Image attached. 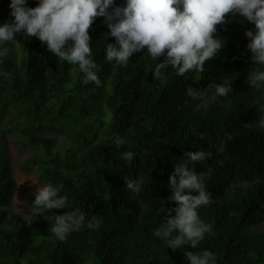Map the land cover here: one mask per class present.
<instances>
[{"label":"trees","instance_id":"trees-1","mask_svg":"<svg viewBox=\"0 0 264 264\" xmlns=\"http://www.w3.org/2000/svg\"><path fill=\"white\" fill-rule=\"evenodd\" d=\"M10 3L0 0V24L14 20ZM38 3L26 0L27 7ZM246 30L255 32L254 23L229 15L216 33L226 43L204 72L180 76L168 67L161 83L153 71L163 56L154 61L144 49L126 67L106 60L115 38L105 39L110 29L97 17L89 35L101 86L83 83L78 65L37 37L14 34L0 57V264H188L186 251L205 249L216 264H264V129L255 125L264 87L247 83L249 72L264 66L253 65ZM228 82L227 96L214 94L205 104L187 95L189 87L203 95L214 91L205 90L210 84ZM7 134L31 150L21 171H35L67 197L69 209L48 215L79 209L98 216L99 229L85 227L60 242L44 215L9 213L16 179ZM129 151L131 162L124 158ZM187 151L210 153L195 171L206 174L214 201L198 210L212 232L197 249L173 251L153 232L177 206L168 200L169 176ZM123 177L137 181L139 191L127 189Z\"/></svg>","mask_w":264,"mask_h":264},{"label":"clouds","instance_id":"clouds-1","mask_svg":"<svg viewBox=\"0 0 264 264\" xmlns=\"http://www.w3.org/2000/svg\"><path fill=\"white\" fill-rule=\"evenodd\" d=\"M10 8L14 20L0 24V57L8 55L10 49L4 45L16 41L14 34L23 32L26 37H37L46 43L60 60L78 65L85 84L102 83L92 58L89 35L97 17H104L110 29L105 39L108 35L115 38V43L106 45V60L126 67L130 58L144 49L154 61L163 56L165 59L157 62L153 71L154 78L161 83L162 70L168 67L180 76L190 71L203 73L206 62L215 58L226 43L216 33L217 26L227 23L229 15L239 14L254 23L255 32H245L250 38L247 47L253 65L264 66V0H126L123 6L115 5L114 0H39L35 7H27L26 0H11ZM247 83L253 89L264 87V69L258 67L249 72ZM205 90L227 96L232 91L231 82L212 83ZM187 95L196 99L201 93L189 87ZM258 111L261 115L255 125L264 129V104H259ZM208 156L210 153L204 151L185 152L169 176L172 195L168 200L177 206L167 209L164 221L153 235L173 251L184 246L197 249L205 235L212 232V226L201 220L198 210L214 201L206 190V174L195 171V165ZM133 157L131 151L124 154L129 162ZM123 179L127 189L139 191L137 181ZM34 195L32 214L51 220L49 232L60 242H65L73 231L101 227L98 216L87 218L79 209L48 215L53 209L70 208L59 186L38 185ZM185 257L188 264H216L217 259L215 253L206 249L186 251Z\"/></svg>","mask_w":264,"mask_h":264},{"label":"rangeland","instance_id":"rangeland-1","mask_svg":"<svg viewBox=\"0 0 264 264\" xmlns=\"http://www.w3.org/2000/svg\"><path fill=\"white\" fill-rule=\"evenodd\" d=\"M214 94V91H211L210 93L200 95L199 104H205L207 101H210ZM47 133L58 135L59 138L61 137L58 132L52 129H48ZM7 138L9 141L10 157L16 179V189L12 198V206L9 213L19 212L24 216H29L31 214L29 197L31 194L35 193L38 185L45 184L35 171L32 173H24L20 169L22 161L30 155L31 150L29 146L16 142L12 134H7ZM259 226L264 228V218L260 220Z\"/></svg>","mask_w":264,"mask_h":264}]
</instances>
